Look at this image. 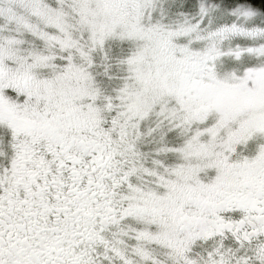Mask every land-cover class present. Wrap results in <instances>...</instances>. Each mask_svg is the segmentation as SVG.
<instances>
[{
  "label": "snow or ice",
  "instance_id": "1",
  "mask_svg": "<svg viewBox=\"0 0 264 264\" xmlns=\"http://www.w3.org/2000/svg\"><path fill=\"white\" fill-rule=\"evenodd\" d=\"M0 264H264V0H0Z\"/></svg>",
  "mask_w": 264,
  "mask_h": 264
}]
</instances>
